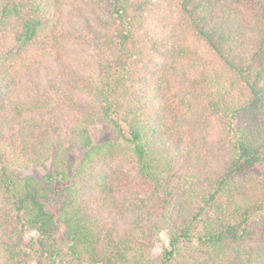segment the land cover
Instances as JSON below:
<instances>
[{
    "label": "trees",
    "instance_id": "trees-1",
    "mask_svg": "<svg viewBox=\"0 0 264 264\" xmlns=\"http://www.w3.org/2000/svg\"><path fill=\"white\" fill-rule=\"evenodd\" d=\"M69 261L264 264V0H0V264Z\"/></svg>",
    "mask_w": 264,
    "mask_h": 264
},
{
    "label": "rangeland",
    "instance_id": "rangeland-1",
    "mask_svg": "<svg viewBox=\"0 0 264 264\" xmlns=\"http://www.w3.org/2000/svg\"><path fill=\"white\" fill-rule=\"evenodd\" d=\"M90 132H91V136L94 142L97 143V141L103 140V139H111V134L107 131L106 127L100 125L99 123L95 122L93 124L90 125ZM79 153H74L71 156V161L73 162V166L78 162ZM33 171H35V173H33ZM28 173H30L31 175H43L44 171L41 168H37V169H30L28 171ZM55 203L53 202V205ZM54 213L56 214V210L53 209ZM161 239L163 241H166V236L164 234L161 235ZM38 264H43L42 262L38 263ZM65 264H88V263H76V262H66Z\"/></svg>",
    "mask_w": 264,
    "mask_h": 264
}]
</instances>
